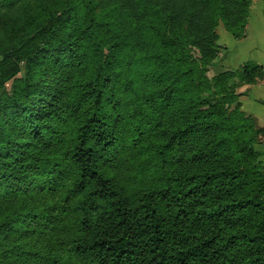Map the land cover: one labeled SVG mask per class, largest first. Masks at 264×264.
I'll return each mask as SVG.
<instances>
[{"label": "trees", "instance_id": "obj_1", "mask_svg": "<svg viewBox=\"0 0 264 264\" xmlns=\"http://www.w3.org/2000/svg\"><path fill=\"white\" fill-rule=\"evenodd\" d=\"M251 2L0 0V264H264V128L227 111L264 67L207 76Z\"/></svg>", "mask_w": 264, "mask_h": 264}, {"label": "rangeland", "instance_id": "obj_2", "mask_svg": "<svg viewBox=\"0 0 264 264\" xmlns=\"http://www.w3.org/2000/svg\"><path fill=\"white\" fill-rule=\"evenodd\" d=\"M219 35V53L216 60L208 66L207 76L210 80L227 71H237L249 62H255L264 67V0H252L247 26L242 35L236 36L229 32L224 23L220 22L217 28ZM22 39L19 29L13 27L10 19L0 14V58L2 52L11 48ZM194 53V58H198ZM25 69L16 80L25 78ZM15 81L6 85L3 93H11ZM233 85L238 99L234 104L227 105L229 115L235 113L249 120L256 129L264 128V80L253 85L240 84L237 80ZM256 148L260 160L264 164V137H257ZM130 165L126 162L121 167L106 169L108 175L116 177L126 193L132 198L139 196L135 181L130 175Z\"/></svg>", "mask_w": 264, "mask_h": 264}]
</instances>
